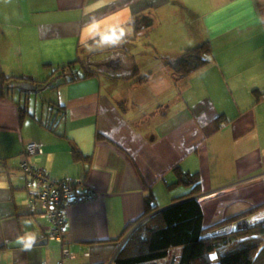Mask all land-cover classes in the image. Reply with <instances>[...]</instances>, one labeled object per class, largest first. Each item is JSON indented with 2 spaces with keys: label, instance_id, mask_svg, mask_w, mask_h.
I'll list each match as a JSON object with an SVG mask.
<instances>
[{
  "label": "crops",
  "instance_id": "crops-1",
  "mask_svg": "<svg viewBox=\"0 0 264 264\" xmlns=\"http://www.w3.org/2000/svg\"><path fill=\"white\" fill-rule=\"evenodd\" d=\"M135 19L155 47L151 67L132 64L145 82L118 74L119 55L118 64L112 56L100 66L103 73L61 85L63 99L59 89L57 101L33 108L27 88L0 98V157L14 168L0 174V264H114L150 191L160 208L190 193L175 167L200 174L205 227L264 205V0H0V70L45 80L47 65L101 52L105 40L90 41L102 34L116 29L114 44H133ZM205 41L209 61L188 77L164 64ZM17 99L33 116L20 121ZM59 104L65 116L51 130L40 119ZM30 141L38 153L24 152ZM74 148L87 159L75 161ZM23 161L98 191L66 208L64 242L49 236L50 219L31 203ZM256 214L264 220V208Z\"/></svg>",
  "mask_w": 264,
  "mask_h": 264
},
{
  "label": "trees",
  "instance_id": "trees-1",
  "mask_svg": "<svg viewBox=\"0 0 264 264\" xmlns=\"http://www.w3.org/2000/svg\"><path fill=\"white\" fill-rule=\"evenodd\" d=\"M131 24L134 25V36L129 40L135 41L146 26L140 19H135ZM115 31L102 34L90 43L105 40V35ZM211 51L210 42L205 41L185 49L178 57L165 58L164 64L171 68L178 79H183L207 64ZM78 63L86 69L83 74L79 69L74 70ZM88 64L78 59L60 67L64 78L57 84L51 81L52 76L41 81L26 75H7L0 70V98H14L17 90L23 92L22 88L36 93L49 87L55 89L97 74ZM136 69L133 75L122 77L132 79L134 83L145 82L148 76H141ZM27 104L17 100L20 121L28 115L33 116ZM64 108L59 104L56 112L51 109L48 118L40 119L42 125L55 130L58 117L62 119L65 116ZM97 138L100 140L104 136L98 134ZM73 152L75 161L87 159L78 149L74 148ZM12 170L14 168L8 159L0 157V174H10ZM174 170L178 183L191 186L190 193L160 208L156 196L150 191L145 197L144 214L125 231L123 236L128 238L116 254L114 264H264V220L253 222L248 219L262 210L264 205L249 208L205 227L204 210L199 198L202 191L200 174L181 167Z\"/></svg>",
  "mask_w": 264,
  "mask_h": 264
},
{
  "label": "built area",
  "instance_id": "built-area-1",
  "mask_svg": "<svg viewBox=\"0 0 264 264\" xmlns=\"http://www.w3.org/2000/svg\"><path fill=\"white\" fill-rule=\"evenodd\" d=\"M39 151V144L34 141L28 142L24 150L26 154H36ZM20 167L29 176L27 190L31 203L38 204L42 208V213L51 221V228L47 233L51 238L64 242L66 208L73 203L94 199L98 191L81 179L72 177L55 179L50 169L31 165L27 161H23ZM63 255L67 257L70 253L64 249Z\"/></svg>",
  "mask_w": 264,
  "mask_h": 264
},
{
  "label": "rangeland",
  "instance_id": "rangeland-1",
  "mask_svg": "<svg viewBox=\"0 0 264 264\" xmlns=\"http://www.w3.org/2000/svg\"><path fill=\"white\" fill-rule=\"evenodd\" d=\"M2 41H4V40L2 39V36L0 33V44L2 43ZM15 41L17 42L16 39H15ZM113 42H114L113 40H108V41L105 40L101 44L97 45V48H100L102 51L98 52V53H92V54H90V52H89L90 55L89 54L87 56L84 55L82 57L84 59V62L91 61V63H90L91 68L97 73H99V72L103 73L106 70L102 69L101 67L103 64L104 65L108 64L107 60L109 59V57L117 56L116 54L121 55V57H123V59H124V64H123V68L117 72H118V74H120L122 76H126V77L129 75H133V73H134L133 68H132V64L134 63L135 58H136V63L141 68H143V67L148 68V67L152 66L150 64H153L151 62L154 59L155 47H154L153 40L149 36L141 34L137 38V41L135 40L133 44L129 43V44H127V46H125L122 41H118L115 44ZM108 46L111 47L110 50H106V47H108ZM167 46L170 47L169 43H167ZM17 50L18 49H16L15 51H17ZM12 53L18 59H24L26 56V54H19V53H16L14 51H12ZM147 53H149L150 55ZM147 57L148 58L150 57V59H149V60H151L150 64L146 63V60H148ZM37 59H39V58H37ZM64 65H47L48 69L46 70V75H44V76L45 77L47 76V78L52 76L51 81L54 84L59 83L64 78L62 75V68H60ZM83 66L84 65L79 63V65H77L74 70L79 69L80 74H83L84 71L86 70ZM20 68L23 70H26L27 64H25V63L21 64ZM37 76L40 77L42 75L39 74ZM59 89L61 91V98L63 99L64 97H66V92H64V91H66L65 89H67L66 86H61V87L59 86L58 88H55V89H51L49 87V88L45 89L44 91H41L38 93L27 92V91L24 93L26 94L25 95L26 98H29V102H30L31 106H33V108H35V107H38L40 105L42 99L47 98V99H53V100L57 101ZM144 89H146V88H144ZM15 96H18V90H17V93L15 92ZM25 96L23 95V100H24ZM170 97H171L170 95L163 96V98L167 101L170 99ZM18 98H20V96ZM153 100H156V99L154 98ZM176 109H177V106L175 105V103H171V111H174ZM26 127L28 128L27 125H26ZM257 215H261V214L254 215V217L251 219V221L255 222L256 220H260V219H258Z\"/></svg>",
  "mask_w": 264,
  "mask_h": 264
},
{
  "label": "clouds",
  "instance_id": "clouds-1",
  "mask_svg": "<svg viewBox=\"0 0 264 264\" xmlns=\"http://www.w3.org/2000/svg\"><path fill=\"white\" fill-rule=\"evenodd\" d=\"M123 34H124L123 31H121L120 35H123ZM114 38L118 39L119 36H117L115 33H112L111 35H105L104 36L105 40H113ZM29 241H30L29 243L25 244V248L26 249H30L31 248V244L34 243V241L31 238H29Z\"/></svg>",
  "mask_w": 264,
  "mask_h": 264
},
{
  "label": "flooded vegetation",
  "instance_id": "flooded-vegetation-1",
  "mask_svg": "<svg viewBox=\"0 0 264 264\" xmlns=\"http://www.w3.org/2000/svg\"><path fill=\"white\" fill-rule=\"evenodd\" d=\"M115 58L116 59L112 63L113 65L118 64V62H120V60H121L120 57H119V55L115 56Z\"/></svg>",
  "mask_w": 264,
  "mask_h": 264
}]
</instances>
